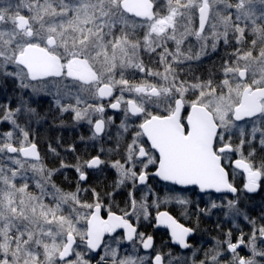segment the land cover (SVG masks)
<instances>
[{
    "label": "snow or ice",
    "instance_id": "1",
    "mask_svg": "<svg viewBox=\"0 0 264 264\" xmlns=\"http://www.w3.org/2000/svg\"><path fill=\"white\" fill-rule=\"evenodd\" d=\"M13 9L16 15L10 18ZM190 38L198 51L192 43L183 47ZM221 42L230 50L206 77L193 72L191 65L181 67L199 61L209 48L216 51ZM130 69L141 74L139 82L126 75ZM0 77L17 79L21 89L33 91L32 82L58 78L52 93L56 110L73 114L77 123L86 122L92 140L107 135L114 122L111 116L105 118L99 100L111 98L107 106L123 112V133L133 127L128 123L132 117H143L131 141L123 144L122 159L108 161L98 154L87 160L77 156L71 165L61 161L60 168H74L79 182L87 180L86 169L108 164L117 171L113 191L105 194V219L100 193L91 189L94 201L84 202L79 194L89 189L78 183L75 192H64L53 182L60 169L47 168L30 139L31 124L39 119L36 109L23 99L15 108L0 105V124L11 126L0 132V264H90L87 253L98 249L103 255L97 264H164L160 253L154 262L138 255V245L154 247L153 237L138 232L133 223L149 219L148 197L158 196L147 183L149 165H158L154 174L163 181L222 194L200 212L222 209L233 228H239V217L251 225V233L241 230L236 242L227 231L200 264H224L222 258L229 254L227 264H264V222H258L264 221V214L253 218L239 207L242 194L264 187V156L256 160L257 151L264 152V0H0ZM125 93L137 98L126 99ZM152 107L166 114H154ZM245 118L252 121L250 130L236 123ZM121 135L118 131L116 147L109 153L121 147ZM142 137L158 158L143 146ZM49 150L59 156L55 147L49 145ZM66 151L76 149L69 145ZM233 154L240 156L234 168L245 174L242 188L230 180L223 164L231 162ZM30 179L38 189L35 194L29 190ZM121 188L129 190L117 214L112 206ZM172 200L190 203L182 195L163 202ZM153 206L158 208L159 200ZM156 221L170 229L173 243L191 247L186 238L195 229L177 223L166 211L158 212ZM106 234L110 241H105ZM76 236L86 252L74 250ZM125 242L130 250L121 255ZM242 247L251 255H241Z\"/></svg>",
    "mask_w": 264,
    "mask_h": 264
},
{
    "label": "flooded vegetation",
    "instance_id": "2",
    "mask_svg": "<svg viewBox=\"0 0 264 264\" xmlns=\"http://www.w3.org/2000/svg\"><path fill=\"white\" fill-rule=\"evenodd\" d=\"M136 19V18H135ZM139 20V19H137ZM192 43V42H191ZM193 44V43H192ZM195 45V44H193ZM169 47H173L171 44L169 45ZM187 48V47H186ZM185 48V49H186ZM199 47H194V51H198ZM226 50V48H225ZM230 50V49H229ZM225 57V54H222V56H218L217 59H215V55L213 56V54H209V52H207L204 56L201 57L200 59V63H193L194 65H197L193 68V72H195L197 75H207L209 70H211L214 66L218 67L219 64L222 62L223 58ZM143 58H145L146 62H148V57L144 56ZM128 77L129 75L126 74ZM137 74H134V76ZM141 76V74H139ZM118 78V77H117ZM138 78V77H136ZM58 78H47L46 81H57ZM131 79V78H130ZM141 80V77L138 80H135L136 82H139ZM10 92V91H9ZM118 90L114 89V95H118ZM86 98L88 97L87 94H85ZM126 99L128 98H132V97H125ZM3 99L6 101L7 103H13L16 99V96L14 93H9V94H5ZM90 99V98H89ZM111 100V98H104L103 100H99L97 101V103H102L105 105V109H106V113L108 116L113 115L114 116V120L116 121L117 117L115 118L116 115H118L119 113H122L121 111H117V110H113L110 107H108V101ZM46 106L48 107V116H51L53 113L55 112V109L52 107L51 103H49L48 101H44ZM123 107V105H122ZM152 108H156V107H152ZM154 114H158V113H154ZM166 113L162 112L159 115H165ZM187 115V111L182 110V117H186ZM143 117L140 118H135L132 117L131 123L130 125H132L133 127H131L129 129L128 133H124L122 130L119 129H115V126H113L111 128V130H113V132L111 131L107 136L103 135L102 137H98L96 140V142L90 139V137L92 136V129L90 128L89 125L83 124L81 126H78L76 128H74V130L72 128L67 130H62L60 135L58 137H55V134L52 133L53 129H52V121L50 119H48L47 121H49V129L52 130L50 132H48V134H46V145L49 146L51 145L52 147H55L57 152L59 153V156L54 155L48 148L49 153L47 155H45V152L43 153V151L40 150L39 145H37L38 151L42 157V161H45L47 163V167L48 168H52V169H58L60 168L61 165V161L67 163V164H75L76 162V157L80 156L83 159L87 160L89 158H91L92 156H96V155H100L102 159H105L104 157H108V159L110 161H112V157H114L115 160H120L122 159V157L125 155V149L123 147V144L125 142H130L131 141V137L134 133V130H138V124L140 122H142ZM114 121V123H115ZM118 121V120H117ZM251 121L249 119H245L243 121H239L236 123H245ZM186 123V120H185ZM120 131L122 133V135L120 136V141H121V147L118 149V151H116L115 153L117 154L116 156H107L106 154H104L103 152L100 151L101 148H103L106 152H108V149L111 148H115L116 147V143H117V132ZM112 133V134H111ZM116 133V134H115ZM109 136H111L112 138L109 139ZM81 137H84V139L82 140ZM144 141V147L148 150H150L151 154L155 157L158 158L157 153L151 149L149 143L147 142V140L145 139V137L141 138ZM237 139L236 137H234L233 139V143H236ZM98 143V144H97ZM37 144V143H36ZM69 145H73L76 149L75 152H71V151H66V149L68 148ZM114 152H112L113 154ZM245 154H247V149L245 150ZM262 156H264V152H260L259 150L257 151V155H256V160H259ZM240 157H237L235 154H233L231 156V162L229 161H223V164L226 168V170L229 172V176H230V180L239 188H242L243 183L245 182V174H243L242 170H236L234 168V161L235 159H238ZM32 162V161H30ZM158 165H149L148 169L146 171H148L149 173V178L147 183L152 187V189H154V192L156 194H158V196L161 195V189L163 188H170L173 191H180V192H184V191H190L193 194V198L198 199V200H194L195 202L191 205V207L188 210V214L186 215V218L181 216L179 214V210L182 209L180 207H178L177 205H163V206H159L156 210H154L151 214L152 218L150 220V223L148 225H136L134 222V226L137 227V231L138 232H143L145 233V235H151L153 237V244L154 247L152 249H143L141 246L138 245L139 247V255H146L149 254V256L151 257V259L154 262V255L156 253H160L163 257V261L165 258V254L170 253L171 256L175 257H179L181 259L177 260L175 259L174 264H200V261L205 259V252L212 250L215 248L216 246V241L214 243L211 242L212 239L209 238H205L207 239L206 242L203 244L202 241L199 239L198 234L200 235V233L202 232V234L204 233V236H207V231L211 230L213 232H215L216 236L218 237L219 240L223 241L226 237H225V233L229 230L232 231L233 235H232V241L236 242L237 238L240 235L241 229H231L228 228V223H226V219L224 218V214H223V210L219 209L217 211H213L211 213H202L199 211V209H207V205H203V201H201L203 199V197H209L213 200H217V197L221 196L222 194H215V193H200L198 191L197 188L195 187H191L188 189H180L175 185L166 183V182H162L160 180H158L153 173L155 172V170L157 169ZM60 172L59 175L56 176V178H63L62 176L64 174L63 171H65L66 173V183H68L67 188H64L63 186H65L66 184H60V187L62 190L65 191H70L72 190L73 192L76 191L77 189V185L79 183V185L85 189H89V191L87 192H81L79 195H85V196H91L93 195V192L91 191V189H94L96 192L100 193V194H106L109 192L113 191V184L116 181V176H115V171L113 169H109V168H104V166L102 165L100 168L98 169H86L87 172V180L84 182H79L78 181V174L75 172L74 168L72 167H68V168H60ZM61 173V174H60ZM58 182V181H57ZM55 182L56 184L59 185V183ZM61 183V182H60ZM100 185H102V189H100ZM57 186V185H56ZM58 187V186H57ZM73 187V189L71 188ZM143 186H141L142 188ZM263 191V187L258 190L256 193H248V194H242V198L240 201V205L239 206H247L245 208H243V210H245L247 212V214L250 217L253 218H259L262 214L259 213V206L256 204L260 203L261 205V201H260V197H261V193ZM83 193V194H82ZM119 193V192H118ZM116 193L115 194V198L116 196H118ZM120 194V193H119ZM123 194V192L121 193ZM101 195V196H102ZM157 198V195L153 194V195H149L148 197V202L151 201L154 198ZM229 198H231V195H229ZM125 207V205L122 206V209ZM254 207V209H256V211H251V208ZM179 209V210H178ZM112 211L116 212L117 214H119L121 212V208L117 209V208H113L112 207ZM168 212L169 215H171L178 223H180L181 225H183L184 227H188V228H192L195 229V231L193 232L192 235H190V237H188L186 239V242L188 244L191 245L190 248L187 249H181L179 246H175L172 244V239H171V235L169 230L161 228L158 226L157 221H156V215L158 212ZM213 213V214H212ZM209 215H212V217H210ZM102 216L103 218L106 219V211L104 210L102 212ZM186 220H185V219ZM259 222V220H258ZM264 222V221H261ZM220 224V228H217V224ZM209 226H211V229H209ZM83 227V225H82ZM200 229V232H199ZM244 229V228H243ZM247 232L244 233H248L250 234L252 229L249 228L248 230H246ZM123 230H119L118 234H122ZM115 235V234H114ZM212 235H210L209 237H211ZM214 236V235H213ZM76 240V244H74V248L77 245L78 241ZM110 240L109 236H105V241ZM124 246L130 247V245L125 242ZM102 249H100L98 254H92L91 252H89L93 257H91V260L94 261L96 259V257H98L100 255ZM195 252V255H193V253ZM240 254L244 255V256H250L251 254L247 253V251L245 250V248H241L240 249ZM72 258V257H71ZM230 254L226 255L225 257H223V261L224 264H227V260H229Z\"/></svg>",
    "mask_w": 264,
    "mask_h": 264
},
{
    "label": "rangeland",
    "instance_id": "3",
    "mask_svg": "<svg viewBox=\"0 0 264 264\" xmlns=\"http://www.w3.org/2000/svg\"><path fill=\"white\" fill-rule=\"evenodd\" d=\"M15 15H16L15 9H13V13H12V16L10 18H14ZM191 42L193 44H195L196 47H199V45L196 43V41H195L194 38H190L189 41H186V43H185V45L183 47L186 48L188 46V43H191ZM228 50L229 49H226L225 50V46L221 42L220 45H219V47H218V49L216 51H212L211 48H209L207 50V52H209V54H213V56L215 55V59H217L218 56H222V54H225V52L228 51ZM144 60H146V59L144 58ZM198 62L200 63L201 61L200 60L199 61H191V62H188V64H186V65H182L181 67L187 68L188 65H191V68L193 70V68L199 64ZM145 63H147V62L145 61ZM193 63H198V64L197 65H194ZM126 74L129 75V78H132L134 76V74H137V75H135V80H138L141 77L139 75V73H134V71L131 70V69ZM207 75H204V76L206 77ZM136 77H138V78H136ZM56 82L57 81H53V80L52 81H48L47 80V81H35V82H32L34 84V86H35V91H33L32 88L21 89L18 86L19 81L17 79L10 78V77H0V99H1V97H4L5 94H9L10 92L11 93H14L15 96H16V99H15V101L13 103L12 102L11 103H6V105L10 104L12 108H15L19 104L20 100L23 99L24 101L28 102V104L32 108L36 109V112L39 114V119L34 120L32 122V124H31V136H30V139H33L34 141L37 138L36 131H35L36 129L35 128L42 127L44 125L45 121H47L48 119H50L52 121L51 122L52 123V129H53V134H55V137H58L60 135L61 131L62 130H67V128L68 129L72 128L74 130V128H76L78 126H81L83 124L88 125L86 122H79V123L75 122L74 119H73V114H71V113H63V114H61L60 112H58L56 110V108H55V106L53 104V97H52V93L55 92ZM125 97L137 98L136 97V94H134V93L133 94L125 93ZM87 98H89V97H87ZM44 101H48L49 103H51V105L55 109L56 113H53L51 116H48V114L44 113V109H42L41 106H40V105L44 106L43 105L44 104ZM150 111H152L153 113H158V114L164 112L163 109H161V108H150ZM106 112L107 111L105 109V113H104L105 118L109 117ZM111 117H113V121H115L114 120V116L111 115ZM116 117H117V119H116L115 123L113 122L112 124H110L108 126V129H107V133L108 134L111 131L113 132V130H111V128L113 126H115V129H119V125H120L121 121L124 119L123 112L122 113H119L118 115H116L115 118ZM128 123L130 124L131 123V120H129ZM237 124L240 125L241 127L246 128V130H250V128L252 126V121H248V122H245V123H237ZM1 126H4V127H1ZM10 127L11 126L8 123H2V124H0V132L9 131L10 130ZM119 130H122V129H119ZM107 135H105V136H107ZM237 136H238V129L235 130L234 137H237ZM45 138H46V136H45ZM94 141L96 142L97 140L95 139ZM46 142H43V153L45 152V155H47L49 153V150H48L49 146H47L48 144L46 145ZM103 153L106 154L107 156H116L117 155L115 152L112 154V153H109V152L104 151ZM235 155L237 157H240L239 154H235ZM104 158H105V160L110 161L108 159V157H104ZM112 161H115L114 157H112ZM43 163H44L45 166L47 165V163L45 161V158H44ZM103 166H104L105 169L106 168L113 169L115 171L116 180L119 179V175H118L117 171L114 168H111L110 166H108V164H105ZM49 169H52V168H49ZM58 169H60V168H58ZM60 171H58V172H56L54 174V176L52 177V180H53L54 183L58 181L57 183H59V185L56 184V183L55 184L58 186V188L61 189L60 184H63L67 180L66 179V173L67 172L65 173V171H63V173H62V174H64L62 176L63 178H60V177L59 178H56V176L59 175V172ZM28 175H29L30 178L32 177V173L31 172H29ZM36 179H39V177L37 176ZM66 182L64 183V184H66L65 186H63L64 188H67V186H68L67 185L68 183H66ZM71 188L73 189V187H71ZM29 190L32 191L34 194L38 192V189H36L35 186H34V181H31V179H30V189ZM49 190H51V189H49ZM128 190H129L128 188H121L118 191L120 194L117 192L118 193L117 194L118 196H116V198H115V202L116 203L113 204V206H112L113 208H117V209H120L121 208L122 209V206L125 205V201L127 199V192H128ZM63 191L64 192H73L72 190H70V191L63 190ZM122 192H123V194H121ZM161 192H162L161 195L160 196H157V198L155 197L154 199H152L149 202L147 201V203L149 204V219L148 220H144L143 218H141L140 221H138V222H136L133 219V222L136 225H139V226L142 225L143 226V225H148L150 223V220L152 218L151 214H152V212L154 210L157 209V207L153 206V201L154 200H159V206H163V205H165V206H167V205H173L174 206V205H177L178 207L182 208L180 210L178 209L179 210V214L181 216L185 217V218H186V215L188 214V210L191 207V205L196 200H198L196 198L195 199L193 198V194L190 191H184V192L178 191L177 192V191L171 190L170 188H163V189H161ZM175 195H182V196L186 197L190 201V203H188L187 205H180V204H177L174 200H172L171 202H168V203L163 202L166 197L175 196ZM102 196L104 197V203H105V209L104 210L107 212V205L109 203V200L105 196V194H103ZM140 196H141V192L140 191H137L136 192L137 199H139ZM80 198L84 202H93L94 199H95L93 195H91V196L90 195L89 196H85L84 194L83 195H80ZM260 198H261L260 199L261 204H263L264 203V187H263V191L261 193V197ZM50 199H51L50 197L46 198V202H49ZM209 200H213V199L205 196L201 200L204 203L203 205H207V208L209 207ZM217 202H219V201H217ZM256 205L259 206V209H260L259 210V213L264 214V211H263L264 210V205H261L262 207H260V203L259 204H256ZM239 207L241 209H243V208H245L247 206H239ZM217 210H219V209H212L211 212L217 211ZM209 216L212 217V215H209ZM225 221H226V223H228V228H231V229H234V230L235 229L236 230L237 229H239V230L241 229L243 232H247L246 230H248L249 228L252 229L251 225H249L245 220H243L242 217L236 218V223L239 224V228H233V221H232L231 218L226 219ZM82 225H83L82 223H78L77 224V227H81L82 228ZM199 232H200V229H199ZM238 232H240V231H238ZM198 237H199V239L203 243L204 237H205L204 236V233L202 234V232H201L200 235L198 234ZM75 238L78 241L77 245H79V247H77V245H76L75 248H74V250L75 251L86 252L87 250H86L85 246L80 243L79 237L76 236ZM247 238L248 237L245 236V240H247ZM108 241H110V240H108ZM126 248L127 247H125L124 244L121 245V249H120L121 255L124 254V251L123 250L126 249ZM128 249L130 250V247H128ZM245 250L247 251V253L251 254L247 249H245ZM100 255H103V251L102 250L100 252ZM138 255H139V253H138ZM99 256L96 257V259L94 261H92L90 259V264H97V261L99 260ZM141 256H145V255H142L141 254ZM146 256H149V254H146ZM89 257L91 258L93 256L88 252L85 258H89ZM173 258L174 257L171 256V254L169 255V253L165 254L164 264H167V261L169 259H172V264H174L175 259H173ZM72 259H75V256L74 255L72 256ZM257 259H259V258H257ZM146 264H147V262H146Z\"/></svg>",
    "mask_w": 264,
    "mask_h": 264
},
{
    "label": "trees",
    "instance_id": "4",
    "mask_svg": "<svg viewBox=\"0 0 264 264\" xmlns=\"http://www.w3.org/2000/svg\"><path fill=\"white\" fill-rule=\"evenodd\" d=\"M7 103V100L5 101L3 99V97H1L0 99V105H6ZM44 106L40 105L42 109H44V113L48 114V107L46 106L45 102L43 104ZM0 111H2V109H0ZM56 112V111H55ZM1 127H4V126H1ZM36 130V135H37V138L35 139V142L37 143V145H39L40 147V150L43 151V142H46V138H45V134H48V132L52 131L49 129V121H45L44 125L42 127H38V128H35ZM3 130V129H2ZM53 133V131H52ZM102 185H100V189H102ZM103 191V189H102ZM262 207V206H260ZM251 211H256V209H254V207L251 208ZM264 211V210H263ZM261 222V221H259ZM209 229H211V226H209ZM210 235H212L211 237H209ZM214 235V236H213ZM205 238H209V239H212L211 242L214 243L218 237L216 236L215 232H213L211 230L210 231H207V236L204 237V241H203V244L206 242L207 239Z\"/></svg>",
    "mask_w": 264,
    "mask_h": 264
},
{
    "label": "water",
    "instance_id": "5",
    "mask_svg": "<svg viewBox=\"0 0 264 264\" xmlns=\"http://www.w3.org/2000/svg\"><path fill=\"white\" fill-rule=\"evenodd\" d=\"M136 19H139V18H136ZM245 119H248V118H245ZM145 139L147 140V137H145ZM148 143H149V145H150V141H147ZM151 147V146H150ZM155 151V150H154ZM156 152V151H155ZM157 153V155H159L158 154V152H156ZM22 159H23V157H21ZM29 160L31 161V158H29ZM157 170V169H156ZM156 170H155V172H156ZM154 172V173H155ZM153 173V175L158 179V180H160V181H162V182H166V181H163L160 177H158V176H156L155 174ZM166 183H169V184H172L171 182H166ZM172 185H174V184H172ZM175 186H177L178 188H180V189H188V188H191V187H195V188H197L198 189V187L197 186H188L187 188H184L183 186H179V185H175ZM198 191H199V189H198ZM200 192V191H199ZM200 193H202V192H200ZM203 193H215L214 191H211V190H209V191H207V192H203ZM215 194H220V193H215ZM229 195H231V194H229ZM107 218V217H106ZM178 223V222H177ZM158 224V223H157ZM180 224V223H179ZM159 227H161V228H164V229H167V230H169V232H170V235H171V231H170V229H168V228H166L165 226H162V225H160ZM119 231V230H118ZM193 234V233H192ZM192 234H190V235H192ZM107 235V234H106ZM190 235L188 236V237H190ZM187 237V238H188ZM186 238V239H187ZM172 244L173 245H175V246H179L178 244H175V243H173L172 242ZM180 247V246H179ZM181 248V247H180ZM181 249H183L184 250V248H181ZM99 251H100V249H98L97 250V252H91L92 254H98L99 253Z\"/></svg>",
    "mask_w": 264,
    "mask_h": 264
}]
</instances>
